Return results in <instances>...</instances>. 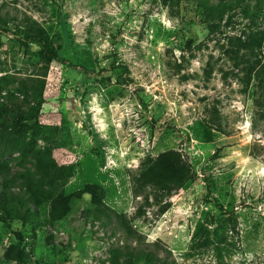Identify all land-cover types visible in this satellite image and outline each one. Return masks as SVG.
Segmentation results:
<instances>
[{
    "label": "rangeland",
    "instance_id": "1",
    "mask_svg": "<svg viewBox=\"0 0 264 264\" xmlns=\"http://www.w3.org/2000/svg\"><path fill=\"white\" fill-rule=\"evenodd\" d=\"M200 1L220 2L0 0V138L17 130L0 195L31 208L0 210V264H18L12 246L24 264H264V14ZM42 153L68 181L40 183ZM162 157L191 168L183 188L145 183ZM89 185L101 215L84 195L50 220L51 202Z\"/></svg>",
    "mask_w": 264,
    "mask_h": 264
},
{
    "label": "trees",
    "instance_id": "2",
    "mask_svg": "<svg viewBox=\"0 0 264 264\" xmlns=\"http://www.w3.org/2000/svg\"><path fill=\"white\" fill-rule=\"evenodd\" d=\"M247 3H249V15H251L250 13L256 12L264 14V0H220L216 7H209L208 4L200 1L199 6L204 9L205 13L214 11L215 15H222L224 13L237 10L242 6V4ZM250 5H252V7ZM65 27V23H63V33L65 38H67L69 36V32L65 31ZM22 41L26 44L37 46L40 49V55L44 60L63 65L68 64V60L65 58L64 53L55 49V47L47 39L45 40V38L40 36H33L27 37ZM191 43L192 41L190 40L189 44ZM36 90L39 93L40 104L44 92V84L41 83V86H38ZM16 131L15 127L11 128L10 131L6 128V132H4L5 134H3L0 138V147L6 146V144H10L16 140V138H12L14 132ZM159 162L157 170H153L152 173H148L146 174V177H144V181L147 185L154 183L158 187H163L162 189H166L170 185L183 188L184 185L193 177V171L191 168L178 164L177 161H174L173 157H162ZM35 170L36 177L40 180V183H43L46 187L55 188L68 181L69 174L66 173L64 168L60 167L56 163L49 153H42L37 156ZM84 195H90L92 197V203L96 206L98 215H101L104 211L101 210V201L98 197L99 187L97 185H89L83 190L77 191L69 196L61 194L56 200L51 202L48 212L50 220L52 222L62 221L70 212L71 202L74 199L82 198ZM16 203L23 205L24 208L27 209V212H20L19 209H17ZM0 210L6 220H21L26 213L31 212L30 204L26 198L10 192H3V194L0 195ZM15 250L16 249L12 246L6 252L7 259L16 261L18 264H24V255L19 253L20 251L18 250H16L18 252H15ZM218 254H220L219 251ZM137 256L140 260L146 258L147 255L140 253ZM148 259H155V257L151 258V255H149Z\"/></svg>",
    "mask_w": 264,
    "mask_h": 264
}]
</instances>
